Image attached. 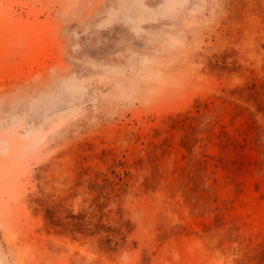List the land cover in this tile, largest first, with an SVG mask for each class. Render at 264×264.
<instances>
[{"label":"rangeland","instance_id":"374dc122","mask_svg":"<svg viewBox=\"0 0 264 264\" xmlns=\"http://www.w3.org/2000/svg\"><path fill=\"white\" fill-rule=\"evenodd\" d=\"M0 264H264V0H0Z\"/></svg>","mask_w":264,"mask_h":264}]
</instances>
